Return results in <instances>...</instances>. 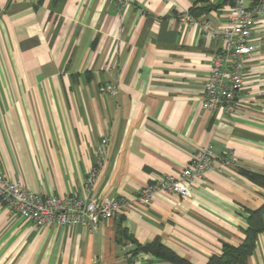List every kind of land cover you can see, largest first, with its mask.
I'll return each mask as SVG.
<instances>
[{
  "label": "crops",
  "instance_id": "0c3cea01",
  "mask_svg": "<svg viewBox=\"0 0 264 264\" xmlns=\"http://www.w3.org/2000/svg\"><path fill=\"white\" fill-rule=\"evenodd\" d=\"M255 0H0V172L44 196L123 198L127 212L83 226L38 227L0 204V264H170L156 240L208 264L246 238L264 207V13L256 18L240 113L203 107L221 40L202 34ZM110 85L115 94L101 91ZM109 141L93 188L85 181ZM214 167L192 195L139 191L177 177L202 146ZM229 160V163H225ZM264 223V214H263ZM244 264H264V230Z\"/></svg>",
  "mask_w": 264,
  "mask_h": 264
},
{
  "label": "built area",
  "instance_id": "2783aa9c",
  "mask_svg": "<svg viewBox=\"0 0 264 264\" xmlns=\"http://www.w3.org/2000/svg\"><path fill=\"white\" fill-rule=\"evenodd\" d=\"M264 13V0H255L248 7L237 3L228 22L213 28L210 20L199 22L190 12L183 14V22L198 23L202 34L213 40H221V47L212 56L211 71L204 91L203 107L208 110H225L239 114V93L244 86V72L248 56L257 50L251 41L256 18ZM101 91L115 94L110 86ZM109 141L103 138L96 147L97 160L85 181L89 192L96 183L107 159ZM214 149L202 146L177 177H161L144 186L138 194V202L149 204L157 191L176 193L182 197L192 195L189 182L204 179L214 167ZM225 163H229L226 160ZM0 204L30 219L36 226H83L97 231L102 221L118 218L127 212L129 203L123 198L97 199L75 194L44 196L29 189L23 182L7 178L0 172Z\"/></svg>",
  "mask_w": 264,
  "mask_h": 264
},
{
  "label": "trees",
  "instance_id": "16d2710c",
  "mask_svg": "<svg viewBox=\"0 0 264 264\" xmlns=\"http://www.w3.org/2000/svg\"><path fill=\"white\" fill-rule=\"evenodd\" d=\"M190 13L194 15L192 11ZM194 16L196 17V15ZM249 176L255 182L264 186V176L256 173H249ZM263 214L264 207L251 212L249 218V228L243 242L238 246L225 244L222 248V253L213 255L208 264H244L248 257L253 253L259 234L264 230ZM144 249L167 260L170 264H192L187 259L176 254L172 249L165 246L159 240L147 244Z\"/></svg>",
  "mask_w": 264,
  "mask_h": 264
}]
</instances>
